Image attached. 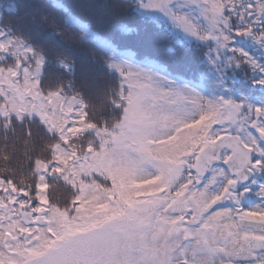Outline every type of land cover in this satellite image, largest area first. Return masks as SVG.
Segmentation results:
<instances>
[{"label": "snow or ice", "instance_id": "6c2138e0", "mask_svg": "<svg viewBox=\"0 0 264 264\" xmlns=\"http://www.w3.org/2000/svg\"><path fill=\"white\" fill-rule=\"evenodd\" d=\"M108 7L170 60L60 4L0 8V264H264V0ZM49 26L99 55V107Z\"/></svg>", "mask_w": 264, "mask_h": 264}, {"label": "trees", "instance_id": "16d2710c", "mask_svg": "<svg viewBox=\"0 0 264 264\" xmlns=\"http://www.w3.org/2000/svg\"><path fill=\"white\" fill-rule=\"evenodd\" d=\"M16 2L20 4L39 3L42 7L45 4L63 5L70 8L73 13L81 16L84 20L90 21L99 31L101 37L112 39L121 48L126 47L137 53L149 51L153 58L160 62H168L173 56V53L168 51L166 44L159 43L150 35L142 34L137 36L135 34L128 35L120 33L117 30L116 21H124L129 23L130 26L135 27L134 21L130 20L122 9L117 10V14L112 15L111 21L109 22V14L112 10L108 6L114 3L123 4L125 0H16ZM9 3L10 0H0V8L7 6ZM45 37L49 47L65 52L75 61L78 68L76 79L77 87L90 95L93 102L99 107L102 101L96 98L95 89L92 86L91 80H85L80 73V69L83 67L98 69L100 61L99 55L90 46L79 43L71 34L64 36L55 35L51 26L45 29ZM196 59H199L198 55ZM13 163L24 168L28 166L27 162L23 159L22 146L18 151V160Z\"/></svg>", "mask_w": 264, "mask_h": 264}]
</instances>
